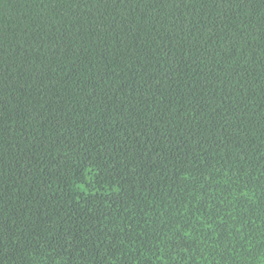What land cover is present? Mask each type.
Here are the masks:
<instances>
[{
  "label": "trees",
  "instance_id": "16d2710c",
  "mask_svg": "<svg viewBox=\"0 0 264 264\" xmlns=\"http://www.w3.org/2000/svg\"><path fill=\"white\" fill-rule=\"evenodd\" d=\"M0 264H264V0H0Z\"/></svg>",
  "mask_w": 264,
  "mask_h": 264
}]
</instances>
